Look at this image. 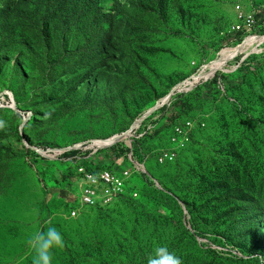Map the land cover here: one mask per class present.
I'll list each match as a JSON object with an SVG mask.
<instances>
[{
	"label": "rangeland",
	"instance_id": "374dc122",
	"mask_svg": "<svg viewBox=\"0 0 264 264\" xmlns=\"http://www.w3.org/2000/svg\"><path fill=\"white\" fill-rule=\"evenodd\" d=\"M76 4L47 21L41 0H0V264H33L49 226L65 240L53 264H147L177 233L201 250L182 264H264V0ZM80 166L135 171L132 197L68 219Z\"/></svg>",
	"mask_w": 264,
	"mask_h": 264
},
{
	"label": "built area",
	"instance_id": "2783aa9c",
	"mask_svg": "<svg viewBox=\"0 0 264 264\" xmlns=\"http://www.w3.org/2000/svg\"><path fill=\"white\" fill-rule=\"evenodd\" d=\"M112 145V144H111ZM110 145V146H111ZM81 149L79 146L69 147L57 152L58 149L44 148L38 149L37 152L48 158L51 155H63L72 153ZM71 150V151H70ZM50 153L51 155H48ZM176 153L169 151L160 158L161 163L173 162ZM64 158V157H62ZM75 156L68 159H74ZM65 159V158H64ZM76 171L78 180L73 182L72 188L74 197L71 203H68V210L64 212L68 219H77L82 214L92 208H105L115 203L123 195L128 194V188L131 186L132 178L135 171L124 170L117 172L116 170H100L93 172L84 166H80ZM75 184V186H74ZM74 186V187H73ZM137 196V194H134Z\"/></svg>",
	"mask_w": 264,
	"mask_h": 264
},
{
	"label": "trees",
	"instance_id": "16d2710c",
	"mask_svg": "<svg viewBox=\"0 0 264 264\" xmlns=\"http://www.w3.org/2000/svg\"><path fill=\"white\" fill-rule=\"evenodd\" d=\"M43 2V8L46 10V14L48 16H46V20L48 21V17L51 16V12L54 9V6L56 3H62L61 6V10L64 12L65 15H73L74 12L77 9V5L76 4L78 2V0H41ZM88 1V5H84L83 8L87 9V12L89 10H99L100 5L104 4L107 0H86ZM218 80V77H216L215 81ZM200 90V88L198 89ZM197 90V91H198ZM182 111H184V109H182ZM181 115H184V112H181ZM245 124L247 127V134H248V140L249 141H253L255 140V138L257 137L256 134V128L257 125L254 121H252L251 117H246L245 120ZM75 152H73L74 154ZM57 163H61L60 161L57 162H50L51 164H57ZM169 163V161L167 162ZM62 176L64 178H67L69 176H73L72 174L69 173L68 170H64L62 171ZM262 183H264V175L262 177ZM128 191V190H127ZM129 195V196H128ZM132 197V195L130 194H126L123 195L122 197ZM122 199V198H120ZM94 209V208H92ZM68 210V209H67ZM65 210V211H67ZM64 211V212H65ZM261 211H264V205H262ZM150 222H155V225L158 227L160 224L163 223H159L157 222L159 216L157 215H150L148 216ZM167 223V222H166ZM263 243V244H262ZM262 243H257L255 244V246L253 245V247H255L259 254L261 256H264V241H262ZM168 247L170 251H174L176 254H182L187 252L188 250H197L201 251L198 247V244L196 242V240L188 235V234H184V233H177L174 237H171L169 242H168ZM204 257H205V252H204ZM210 259L211 264H261V262L259 261V258L257 257L256 259H251V260H245V259H240V260H235V259H231V258H225V257H221V256H217L216 258L214 257H208Z\"/></svg>",
	"mask_w": 264,
	"mask_h": 264
},
{
	"label": "clouds",
	"instance_id": "9594fccd",
	"mask_svg": "<svg viewBox=\"0 0 264 264\" xmlns=\"http://www.w3.org/2000/svg\"><path fill=\"white\" fill-rule=\"evenodd\" d=\"M107 10L106 7L105 11ZM50 115L46 113V118ZM7 126V121L0 118V131L6 130ZM29 245L35 253L33 264H53L54 250L62 249L65 246V240L56 227L49 226L46 231L34 233L29 239ZM147 264H182V260L166 245H157L148 255Z\"/></svg>",
	"mask_w": 264,
	"mask_h": 264
},
{
	"label": "bare ground",
	"instance_id": "6f19581e",
	"mask_svg": "<svg viewBox=\"0 0 264 264\" xmlns=\"http://www.w3.org/2000/svg\"><path fill=\"white\" fill-rule=\"evenodd\" d=\"M254 43H255V40H251V41L245 43L243 46H241V47L239 46V47H240V48L245 47V48L248 49V48H250ZM236 50H237V49H231V50H229V51H225L224 53H225V54H228V55H231V54H233V52H235ZM224 64H225V61H217V62H215V63L213 64V69L216 70V69H218V68L224 66ZM136 165H137V167L139 168L138 164H136Z\"/></svg>",
	"mask_w": 264,
	"mask_h": 264
}]
</instances>
